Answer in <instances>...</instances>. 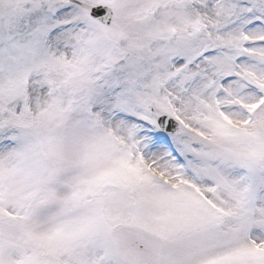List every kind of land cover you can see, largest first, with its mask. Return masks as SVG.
<instances>
[{"label":"snow or ice","instance_id":"1","mask_svg":"<svg viewBox=\"0 0 264 264\" xmlns=\"http://www.w3.org/2000/svg\"><path fill=\"white\" fill-rule=\"evenodd\" d=\"M0 264H264V0H0Z\"/></svg>","mask_w":264,"mask_h":264}]
</instances>
